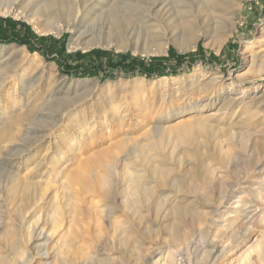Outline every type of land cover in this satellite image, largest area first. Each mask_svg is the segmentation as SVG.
Segmentation results:
<instances>
[{"label": "rangeland", "instance_id": "rangeland-1", "mask_svg": "<svg viewBox=\"0 0 264 264\" xmlns=\"http://www.w3.org/2000/svg\"><path fill=\"white\" fill-rule=\"evenodd\" d=\"M40 3L63 34L0 15L58 42H0V264H264V0ZM78 17L158 52L76 47ZM95 50L194 57L163 77L58 61L83 70ZM199 119L192 138L168 133Z\"/></svg>", "mask_w": 264, "mask_h": 264}, {"label": "trees", "instance_id": "trees-1", "mask_svg": "<svg viewBox=\"0 0 264 264\" xmlns=\"http://www.w3.org/2000/svg\"><path fill=\"white\" fill-rule=\"evenodd\" d=\"M0 42L3 43H18L22 45H27L29 49L41 52L43 55H48L49 53H54V50L58 46V42L53 37L39 38L31 30L30 26L23 23L17 22L10 18L3 19L0 18ZM39 48H35L39 44ZM61 48V47H60ZM64 48V47H63ZM63 53L65 51L63 49ZM91 60V65L82 70V67L78 63L77 65H70L65 61L58 58L63 70L70 75H81V76H95V75H113L112 70L119 71L122 69L127 73H132L133 75H142L146 77H163L172 74H177L179 72L178 68L183 66L185 60L188 57L193 58V55H176L171 52L170 60L174 61L175 67H171L168 64L169 59L164 58H153V59H143L139 57H132L129 54H114L113 51H103L95 50L89 53ZM80 60L84 59L85 56L78 54ZM101 59H106V67L108 70H103L101 68ZM117 59H119L117 61ZM112 69V70H111Z\"/></svg>", "mask_w": 264, "mask_h": 264}, {"label": "bare ground", "instance_id": "bare-ground-1", "mask_svg": "<svg viewBox=\"0 0 264 264\" xmlns=\"http://www.w3.org/2000/svg\"><path fill=\"white\" fill-rule=\"evenodd\" d=\"M165 12H166V9H165ZM11 14H16L19 17H24L25 19L30 21L32 24H34L36 27L42 26V29L40 30L41 32L61 35L70 26V24L67 22H65V24L63 25L61 21L57 20L55 17L53 18L52 14L50 13L43 14L41 12L40 0H0V15H11ZM80 19L81 18L78 17L75 21V23H77V27L74 30L73 38H72V44L76 47H82V48L87 49V48L97 47V46L98 47L115 46L118 49H122V50L131 49L135 52L141 51L147 54L156 53L157 51V50L153 52L151 50L147 51L143 48H140L137 44L132 43V41L130 40L126 41L122 38L97 39L96 37L93 36L92 31L86 29V27L83 26L84 24L81 23ZM236 100L237 98H230L229 100L225 102L227 104L225 103L224 104L227 106H231L233 102ZM206 125H207L206 119H199L193 123L183 124V125L178 126L175 129H171L169 130L168 133L171 135H179V136L186 137V138H192L197 129H204ZM109 216L110 217L112 216V212L109 214ZM44 231H45L44 228H41L40 232L34 233L33 243H37V242H40L41 240H45L44 245L45 247L47 246L49 239L45 237ZM243 262H244L243 264H252L251 261L247 257H245ZM168 264H173V263L171 262Z\"/></svg>", "mask_w": 264, "mask_h": 264}]
</instances>
